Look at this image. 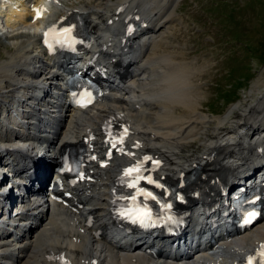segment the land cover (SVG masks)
Returning a JSON list of instances; mask_svg holds the SVG:
<instances>
[{"label": "bare ground", "instance_id": "6f19581e", "mask_svg": "<svg viewBox=\"0 0 264 264\" xmlns=\"http://www.w3.org/2000/svg\"><path fill=\"white\" fill-rule=\"evenodd\" d=\"M179 1L86 0L63 8L53 27L70 16H84L93 43L82 56L89 55L109 79L103 80L100 101L87 110L70 106L61 52L51 54L41 39L31 42L22 35L17 51L5 59L0 53V180L9 167L27 184L18 220L6 211L14 192L4 193L0 185V264H241L262 249L264 215L246 232L224 234L226 225L195 232L206 210L234 220L232 212L223 215L224 192L247 180L255 168L264 171V93L254 88L253 103L232 107L209 127L199 109L200 95L193 93L196 68L163 47L176 34ZM2 4L7 25L34 22L37 10L43 18L50 6L48 0H34L31 19H26L14 7L19 0ZM129 23L137 29L123 45ZM196 141L203 142L201 149H189ZM80 144L87 149L83 174L73 182L62 179L64 197L56 200L43 180L65 147ZM135 164L148 165L172 183L198 170L181 202L186 216L176 228L179 240L196 236V257L193 245L176 257L166 255L167 241L155 235L165 230L146 236L119 221L122 204L134 194L120 180ZM210 232L220 236L206 251L202 246ZM153 246L161 255L148 253Z\"/></svg>", "mask_w": 264, "mask_h": 264}, {"label": "rangeland", "instance_id": "374dc122", "mask_svg": "<svg viewBox=\"0 0 264 264\" xmlns=\"http://www.w3.org/2000/svg\"><path fill=\"white\" fill-rule=\"evenodd\" d=\"M3 1L0 0V53L5 59L17 51L22 35L24 40H37L56 13L86 0H58L61 5L50 4L42 23L19 21L11 25L1 24L7 17ZM19 2L17 9L25 12L26 19H31L33 12H29V7L34 1ZM91 2L97 3L96 0L86 3ZM175 9L177 21L173 32L176 34L169 40L172 45L168 42L163 47L174 51L177 61L193 63L197 71L193 93L200 95L199 109L209 118V127L214 128L215 122L222 120L232 107L253 103L258 96L251 98L254 88L264 93V0H180ZM202 143L196 141L189 149L200 150ZM189 155L192 153H185Z\"/></svg>", "mask_w": 264, "mask_h": 264}, {"label": "snow or ice", "instance_id": "6c2138e0", "mask_svg": "<svg viewBox=\"0 0 264 264\" xmlns=\"http://www.w3.org/2000/svg\"><path fill=\"white\" fill-rule=\"evenodd\" d=\"M39 18H40V13H39V10H37V19H39ZM59 33H60V35L67 36L70 34V29L69 28L61 29V30H59ZM52 34H54V30H50V32L46 33L45 35L47 37V36L52 35ZM45 42L47 43V39ZM126 131L127 130H125V132ZM139 173H140V166L139 165H137L134 168H128L125 170L124 176L131 178L130 182L128 184V187L136 188L138 181L141 179H145L148 183H153V181L150 178L142 177L141 175H139ZM141 192H142V190H138V194H140ZM143 194L146 196H151V193H143ZM133 199H135V196H133ZM262 248H264V246H262ZM260 257H261V264H264V250H262L260 252ZM53 259H62V258H53ZM249 264H253L252 259L249 260Z\"/></svg>", "mask_w": 264, "mask_h": 264}, {"label": "water", "instance_id": "95a60500", "mask_svg": "<svg viewBox=\"0 0 264 264\" xmlns=\"http://www.w3.org/2000/svg\"><path fill=\"white\" fill-rule=\"evenodd\" d=\"M56 167V165H54V168Z\"/></svg>", "mask_w": 264, "mask_h": 264}]
</instances>
